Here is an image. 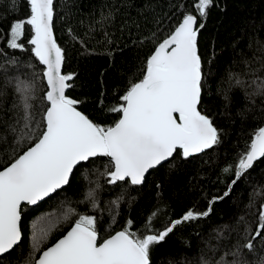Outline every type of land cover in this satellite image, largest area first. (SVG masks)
<instances>
[{"label": "trees", "instance_id": "16d2710c", "mask_svg": "<svg viewBox=\"0 0 264 264\" xmlns=\"http://www.w3.org/2000/svg\"><path fill=\"white\" fill-rule=\"evenodd\" d=\"M197 0H54L53 32L64 53L63 74H72L66 96L76 107L102 126L113 125L120 117L118 107L132 83L142 78L148 56L169 35L186 13H194ZM29 15L26 0H0V41L6 37L11 20ZM197 36L204 78L202 114L219 130L221 143L187 159L175 154L161 166L149 170L142 185L126 182L109 184L103 175L108 158H95L81 167L58 194L36 205H22V240L10 253L0 257L4 264H34L38 254L61 236L78 215L98 218L101 240L133 221L130 231L143 233L155 211L152 227L161 229L170 219L188 210L203 211L211 197L222 195L231 177L222 170L237 161L264 126V0H213ZM71 30V31H70ZM25 30L24 41L31 37ZM3 47V43H0ZM26 47H31L26 44ZM18 63L0 56V169L13 156L30 146H17L12 126L21 127L16 80L34 84L32 113L39 121L46 90L40 74L44 67L27 51L6 49ZM17 121L20 123L18 124ZM35 126V125H34ZM95 190L96 208L85 199ZM119 201L118 207L113 201ZM264 205V158L233 186L228 197L212 205L209 217L178 226L166 240L150 250L151 264H215L225 253L246 243L257 228ZM76 215L64 219L65 212ZM57 223L40 250L33 252L32 236L40 228ZM256 255L264 256L256 242ZM239 259L253 264L254 255L241 250Z\"/></svg>", "mask_w": 264, "mask_h": 264}, {"label": "snow or ice", "instance_id": "6c2138e0", "mask_svg": "<svg viewBox=\"0 0 264 264\" xmlns=\"http://www.w3.org/2000/svg\"><path fill=\"white\" fill-rule=\"evenodd\" d=\"M212 2L197 0L198 15H183L182 22L154 48L142 79L132 83L120 97L122 103L111 109L120 118L105 127L78 111L79 101L65 94L73 75L61 71L64 53L53 36L54 0H26L29 15L8 24L6 39L0 41L3 43L0 56L15 64L18 61L8 56L6 49L27 51L44 67L40 76L46 89L41 97L45 106L40 120L34 122V84L16 80L19 97L16 107L23 112V124L19 128L12 126L10 131L18 136L17 146L25 140L30 146L0 169V257L14 250L22 240V205H36L58 194L70 185L81 167L95 158H108V170L103 175L108 177L109 184L126 182L139 186L149 170L175 154L187 159L221 143L219 130L198 107L204 73L197 36L204 25L200 23L197 27V23L198 17L206 18ZM11 3L15 5L16 0ZM26 28L32 35L25 43ZM258 87L264 90V82ZM261 158H264V126L254 133L237 161L223 168L231 179L222 195L211 197L205 210L190 209L182 217L166 221L161 229L152 227L158 214L154 211L143 233L130 231L133 221L129 219L123 230L102 242L97 216L78 215L66 234L43 250L34 264H151L150 250L154 246L164 242L178 226L209 217L212 205L228 197L233 186ZM85 199L96 208L95 190H89ZM112 203L118 207L119 201ZM69 215H76L75 210L68 209L64 219ZM56 227L57 223L52 222L34 232L33 252L40 250ZM258 239L264 250V205L257 228L254 233L249 232L246 243L231 253L233 259H226L229 254L225 253L215 264H248L239 259L241 250L254 255L253 264H264V256L256 255ZM0 264L4 261L0 260ZM202 264L211 261L204 260Z\"/></svg>", "mask_w": 264, "mask_h": 264}, {"label": "water", "instance_id": "95a60500", "mask_svg": "<svg viewBox=\"0 0 264 264\" xmlns=\"http://www.w3.org/2000/svg\"><path fill=\"white\" fill-rule=\"evenodd\" d=\"M186 14H193V15H195L194 13H186ZM182 19H183V17L180 19V21L177 23V25H176L175 27H177V26L182 22ZM175 27H174V29H175ZM174 29H173V30H174ZM173 30H172V31H173ZM169 35H170V34H169ZM169 35H167L165 38H167ZM53 36H54V39H55L54 32H53ZM165 38H164V39H165ZM162 41H163V40H162ZM162 41H161V42H162ZM56 43H57V42H56ZM159 43H160V42H159ZM159 43H158V44H159ZM158 44H157V45H158ZM57 45H58V44H57ZM58 46H59V45H58ZM152 52H153V51H152ZM151 54H152V53H151ZM151 54H150V55H151ZM150 55H149V56H150ZM149 56H148V57H149ZM61 71H62V68H61ZM62 74H63V73H62ZM141 79H142V78H141ZM138 81H139V80H138ZM138 81H137V82H138ZM66 90H67V89H66ZM77 110L80 111V112H82V111L79 110L78 108H77ZM82 113H83V112H82ZM83 114H84V113H83ZM84 115H85V114H84ZM119 118H120V117H119ZM7 165H8V164H7ZM7 165H6V166H7ZM4 167H5V166H4ZM1 169H2V168H1ZM71 226H72V225H71ZM71 226H70V227H71ZM70 227H69V228H68V229H67V230H66L61 236H59L54 242H52V243H51L50 245H48L47 247L52 246V245H53L54 243H56L60 238H62V237L66 234V232L70 229ZM120 230H122V229H118V230H116V231H120ZM116 231H114V232H113L112 234H110V235H113ZM110 235H109V236H110ZM109 236H107L106 238H108ZM106 238H104V239H106ZM101 242H102V240H101ZM47 247H45L43 250H45ZM43 250H41V252L38 254V256L36 257V259L41 255V253H42ZM36 259H35V260H36Z\"/></svg>", "mask_w": 264, "mask_h": 264}]
</instances>
